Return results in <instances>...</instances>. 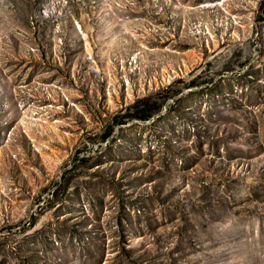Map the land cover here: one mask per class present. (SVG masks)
I'll list each match as a JSON object with an SVG mask.
<instances>
[{
    "label": "rangeland",
    "instance_id": "1",
    "mask_svg": "<svg viewBox=\"0 0 264 264\" xmlns=\"http://www.w3.org/2000/svg\"><path fill=\"white\" fill-rule=\"evenodd\" d=\"M0 264H264V0H0Z\"/></svg>",
    "mask_w": 264,
    "mask_h": 264
},
{
    "label": "trees",
    "instance_id": "2",
    "mask_svg": "<svg viewBox=\"0 0 264 264\" xmlns=\"http://www.w3.org/2000/svg\"><path fill=\"white\" fill-rule=\"evenodd\" d=\"M146 101H149V98H142L138 99L136 103L129 107V110L134 111L132 118H137L140 120H147L150 119L155 114L161 113V107L158 106L157 108L152 107ZM110 133L105 134L104 137H107Z\"/></svg>",
    "mask_w": 264,
    "mask_h": 264
}]
</instances>
